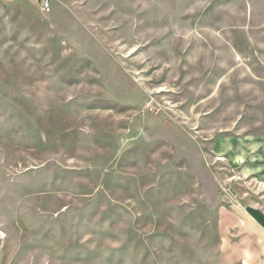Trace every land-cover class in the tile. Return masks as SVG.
Instances as JSON below:
<instances>
[{"label": "rangeland", "instance_id": "374dc122", "mask_svg": "<svg viewBox=\"0 0 264 264\" xmlns=\"http://www.w3.org/2000/svg\"><path fill=\"white\" fill-rule=\"evenodd\" d=\"M0 0V264H264V0Z\"/></svg>", "mask_w": 264, "mask_h": 264}, {"label": "crops", "instance_id": "0c3cea01", "mask_svg": "<svg viewBox=\"0 0 264 264\" xmlns=\"http://www.w3.org/2000/svg\"><path fill=\"white\" fill-rule=\"evenodd\" d=\"M217 146L232 168L264 185V136L253 139L224 137ZM239 220L257 231L262 241L261 254L264 255V211L240 212Z\"/></svg>", "mask_w": 264, "mask_h": 264}, {"label": "built area", "instance_id": "2783aa9c", "mask_svg": "<svg viewBox=\"0 0 264 264\" xmlns=\"http://www.w3.org/2000/svg\"><path fill=\"white\" fill-rule=\"evenodd\" d=\"M41 6L43 7V10L46 12L51 10V4L49 0H42Z\"/></svg>", "mask_w": 264, "mask_h": 264}]
</instances>
